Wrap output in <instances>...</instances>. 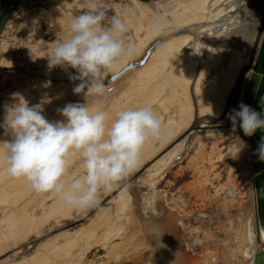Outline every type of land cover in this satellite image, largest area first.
Wrapping results in <instances>:
<instances>
[{
	"label": "rangeland",
	"instance_id": "obj_1",
	"mask_svg": "<svg viewBox=\"0 0 264 264\" xmlns=\"http://www.w3.org/2000/svg\"><path fill=\"white\" fill-rule=\"evenodd\" d=\"M243 1L248 2L238 0L231 13H243L249 6ZM100 3L105 26L112 15L126 22L125 44L133 50L105 72L103 94L85 96L73 92L80 81L69 75L76 70L52 66L48 57L69 35L68 19L87 11L85 0H18L1 33L0 123L6 106L19 98L30 106L46 100L43 115L50 121L63 120L57 109L68 103L103 110L109 120L119 110L148 105L161 122L159 139L149 138L134 167L111 190L101 188L97 203L84 210L53 193L36 192L0 164V264H162L159 236L177 240L196 264H230L231 248L233 264H249L240 252L253 210L248 153L228 118L237 105L233 52L214 49L199 69L203 56L191 64L184 55V31L165 19L183 17L193 25L209 14L200 0ZM9 138L0 127V145ZM180 142L179 154L165 167L160 159ZM81 175L77 160L65 179ZM103 209L111 216L104 217ZM167 218L174 229L163 225ZM206 235L218 246L214 256H208Z\"/></svg>",
	"mask_w": 264,
	"mask_h": 264
},
{
	"label": "clouds",
	"instance_id": "obj_2",
	"mask_svg": "<svg viewBox=\"0 0 264 264\" xmlns=\"http://www.w3.org/2000/svg\"><path fill=\"white\" fill-rule=\"evenodd\" d=\"M85 6L87 11L68 19L69 35L54 45L49 63L76 70L69 75L80 81L74 93L100 95L105 72L114 71L117 59L133 49L125 44L128 25L122 18L112 15L105 26L100 0H85ZM46 102L30 106L19 98L6 106L0 127L10 138L0 145V164L9 176L24 178L36 192L53 193L74 208L96 204L101 188L111 190L134 167L145 142L159 139L161 122L148 105L119 110L109 120L103 110L68 103L57 109L63 120L50 121L43 115ZM228 118L248 136L264 128V114L244 104ZM259 155L264 159V144ZM77 160L83 175L65 179Z\"/></svg>",
	"mask_w": 264,
	"mask_h": 264
},
{
	"label": "bare ground",
	"instance_id": "obj_3",
	"mask_svg": "<svg viewBox=\"0 0 264 264\" xmlns=\"http://www.w3.org/2000/svg\"><path fill=\"white\" fill-rule=\"evenodd\" d=\"M247 1L248 2L243 1L244 2L243 4L249 5L248 7L244 8L245 10L243 11V13L242 12L231 13L234 10V8L238 7L237 5L240 4L238 2V0H200L201 8L208 9L209 14L207 16L199 17L198 19H196L193 22L194 24L191 26H189L188 23H185L182 21L183 17L178 18V19L175 17L165 19V21L167 22V25L169 24V26L171 28H175V29L179 28L176 30L184 31L185 38L184 37L183 38H184L185 50H183V51L185 53L184 55L191 56V64L193 62H196L197 58L200 55L203 56V57H201L200 61L198 60V62L196 63L197 69H199L200 66L202 67V65H204L206 58H208V55H210V53L214 49L215 50L216 49L217 50L222 49V50H225L226 52H228V51L233 52L234 57L231 60V64L235 70L234 73H236L234 75L235 76L234 78L231 77L232 81H233V83H232L233 86L237 82V78H238L237 75L238 74L240 75L241 69L245 65L244 64L246 61L245 53L248 52L250 38H251L252 33L254 32L252 18H253V16L258 15L256 12L255 4L252 5L250 3L251 0H247ZM195 6H196V4H195ZM253 8H254V10H253ZM165 14H167V13H165ZM244 16H246L245 19H244ZM244 20H246V24L242 23ZM228 23H230V25H228ZM190 24H192V22ZM159 33H160V31H159ZM207 46H209L208 51H206ZM191 72H192V70H191ZM242 94H241V97L238 100V103L236 105V110L239 109ZM227 125H229V124H227ZM232 126H233V124H232ZM236 128L239 131V124H236ZM189 136L190 135L186 136L184 146L187 145L186 143L190 139ZM239 137H240V134H239ZM175 146H177V147L170 149L167 152V159L165 161L162 160L163 158L160 159L161 163L165 167L171 165L173 163V159L175 158V156H177V154H179V152L181 150V146H182L181 142ZM184 146H183V149H184ZM183 149H182L181 153L183 152ZM248 167H249V173H250V178H251V182H252L251 188H252L253 210H252V218H251V220L248 221V225L246 226L247 227L246 237L244 240L245 244L241 247L240 252H243L244 256L248 258V261L250 264L252 253H250L249 251L252 248H262V246H264V233L262 231H259V233H258L259 240L256 239V241H255V236L257 235V232L255 231V227H254V214H255L254 213V185H253L252 170H251L250 163H249V157H248ZM122 194L123 193H120V195H122ZM103 210L99 213H102ZM111 211H112V209H111ZM103 214H104L103 216L106 217L108 214H110V212L108 209H105ZM118 215H119V212H118ZM118 215H117V217H118ZM121 215H123V214H121ZM109 216H111V215H108L107 218ZM125 217H126V215H125ZM118 218H120V217H118ZM118 218H117V220H119ZM109 220H112V219H109ZM170 222L171 221L167 218L165 221H163V225L166 226V228L171 227V229H174V227L171 225ZM119 233H121V232H119ZM159 237H160L159 238V246H158V249L156 251V255H159V260H161L162 264H196V259L193 256H191L189 253L184 251L180 247V245L177 243V240H175L174 238H170L168 241H165L162 236H159ZM206 241L209 243V246L206 249L208 256H214L216 254L215 249H217L218 246L215 244V242H213L212 237H210L209 235H206ZM224 242L225 241H223V243ZM166 243H167V247H165ZM169 248H171V249H169ZM228 252H229V258H230V264H233V262H235L234 261V258H235L234 257L235 256L234 255L235 254L234 249L231 248ZM120 258H122V257H120ZM159 263H160V261H159ZM146 264H156V263L154 261H151V262L148 261Z\"/></svg>",
	"mask_w": 264,
	"mask_h": 264
},
{
	"label": "water",
	"instance_id": "obj_4",
	"mask_svg": "<svg viewBox=\"0 0 264 264\" xmlns=\"http://www.w3.org/2000/svg\"><path fill=\"white\" fill-rule=\"evenodd\" d=\"M153 2L155 0H142ZM18 0H0V40L3 27L14 10ZM255 4L257 16L253 20L254 32L249 48L254 42L248 64L240 72L238 82L233 89L235 101L241 97V103L258 113L264 114V0H251ZM144 59L142 58V63ZM15 68L11 69L14 71ZM250 71V72H249ZM239 124V122H237ZM240 138L247 148L254 185V227L258 238L259 231L264 233V159L260 158L259 149L264 144V128H258L248 136L239 127ZM254 247V246H253ZM250 264H264V246L252 248ZM249 253V254H250Z\"/></svg>",
	"mask_w": 264,
	"mask_h": 264
},
{
	"label": "flooded vegetation",
	"instance_id": "obj_5",
	"mask_svg": "<svg viewBox=\"0 0 264 264\" xmlns=\"http://www.w3.org/2000/svg\"><path fill=\"white\" fill-rule=\"evenodd\" d=\"M253 10H254V8H253Z\"/></svg>",
	"mask_w": 264,
	"mask_h": 264
}]
</instances>
